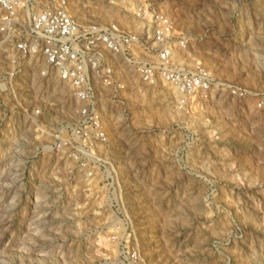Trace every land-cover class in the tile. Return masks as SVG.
<instances>
[{
  "label": "rangeland",
  "instance_id": "1",
  "mask_svg": "<svg viewBox=\"0 0 264 264\" xmlns=\"http://www.w3.org/2000/svg\"><path fill=\"white\" fill-rule=\"evenodd\" d=\"M67 8L139 36L164 13L186 44L174 63L210 86L148 83L120 58L98 95L107 134L86 146L71 90L13 59L0 27V264H128L122 247L146 264H264V0Z\"/></svg>",
  "mask_w": 264,
  "mask_h": 264
},
{
  "label": "built area",
  "instance_id": "2",
  "mask_svg": "<svg viewBox=\"0 0 264 264\" xmlns=\"http://www.w3.org/2000/svg\"><path fill=\"white\" fill-rule=\"evenodd\" d=\"M151 19L153 30L139 36L118 22L84 26L68 10L67 0H0V27L15 47L13 59L41 68L43 75L71 90L81 117L76 130L84 134L83 141L77 136L78 142L86 146L107 134L98 95L105 84H112L120 58L131 62L140 79L148 83L166 79L183 92L210 86L209 72L190 73L174 63L177 48L186 44L184 40L172 42L170 19L156 11ZM119 256L123 263L146 264L137 249L122 247Z\"/></svg>",
  "mask_w": 264,
  "mask_h": 264
},
{
  "label": "bare ground",
  "instance_id": "3",
  "mask_svg": "<svg viewBox=\"0 0 264 264\" xmlns=\"http://www.w3.org/2000/svg\"><path fill=\"white\" fill-rule=\"evenodd\" d=\"M180 50H181V49H180ZM180 50H179V51H180Z\"/></svg>",
  "mask_w": 264,
  "mask_h": 264
}]
</instances>
